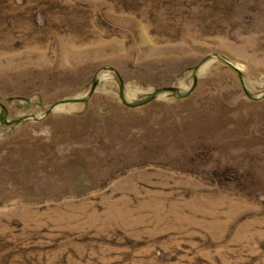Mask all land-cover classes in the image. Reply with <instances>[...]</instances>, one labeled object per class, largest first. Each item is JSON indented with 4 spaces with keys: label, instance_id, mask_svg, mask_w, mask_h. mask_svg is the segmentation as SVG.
<instances>
[{
    "label": "rangeland",
    "instance_id": "374dc122",
    "mask_svg": "<svg viewBox=\"0 0 264 264\" xmlns=\"http://www.w3.org/2000/svg\"><path fill=\"white\" fill-rule=\"evenodd\" d=\"M0 264H264V0H0Z\"/></svg>",
    "mask_w": 264,
    "mask_h": 264
}]
</instances>
